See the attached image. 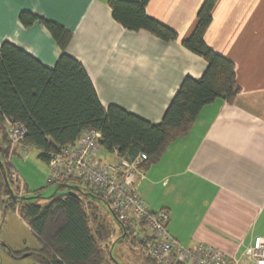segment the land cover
<instances>
[{
    "label": "crops",
    "instance_id": "0c3cea01",
    "mask_svg": "<svg viewBox=\"0 0 264 264\" xmlns=\"http://www.w3.org/2000/svg\"><path fill=\"white\" fill-rule=\"evenodd\" d=\"M204 1L150 0L147 15L177 34L164 41L125 29L114 19L110 0H6L0 7V44L10 42L48 68L66 53L83 65L105 107L159 124L183 81L206 72V60L184 46ZM216 1L205 41L235 64L241 92L233 103L220 98L205 106L191 130L144 171L138 190L152 212L169 213L168 231L182 245L204 244L231 264L233 257L252 264L243 253L264 238V0ZM22 12L66 29L65 48L40 23L24 26ZM16 154L22 155L20 148ZM104 159L119 160L106 150ZM135 230L123 243L148 237L141 224ZM121 233L119 227L115 240Z\"/></svg>",
    "mask_w": 264,
    "mask_h": 264
},
{
    "label": "trees",
    "instance_id": "16d2710c",
    "mask_svg": "<svg viewBox=\"0 0 264 264\" xmlns=\"http://www.w3.org/2000/svg\"><path fill=\"white\" fill-rule=\"evenodd\" d=\"M149 1L110 0L109 5L114 19L125 29L146 31L164 41L176 40L173 30L147 15ZM216 2L204 1L197 26L184 42L188 50L206 60V72L198 80L188 77L183 81L159 124L115 105L105 107L83 65L66 53L48 68L16 45L0 44V156L15 195L13 170L6 163L11 145L8 121L26 127L23 146L38 150V157L47 164L57 148L74 144L86 132H100V149L129 162L143 154L146 160L140 169L146 171L174 140L191 130L205 106L220 98L233 103L241 92L235 64L205 41ZM19 20L26 27L34 23L45 26L63 49L69 41L70 33L53 21L29 12H22ZM61 184L78 186L83 192L74 197L61 188L63 193L49 198L18 201L10 197L0 170V195L4 197L0 205L17 212L42 244L41 250L30 255L38 264H120L113 247L132 234L115 216L122 233L112 241L114 229H96L88 213V203L96 200L113 214L104 199L88 186L83 189L80 182L57 183Z\"/></svg>",
    "mask_w": 264,
    "mask_h": 264
},
{
    "label": "built area",
    "instance_id": "2783aa9c",
    "mask_svg": "<svg viewBox=\"0 0 264 264\" xmlns=\"http://www.w3.org/2000/svg\"><path fill=\"white\" fill-rule=\"evenodd\" d=\"M7 126L11 145L6 161L11 166L18 148L25 156L30 148L23 146L27 136L23 124L8 121ZM101 138L100 132H86L74 144L57 148L48 163V182L84 183L104 199L133 236L136 225L141 224L148 237L136 236L135 244L153 264H231L227 255L214 247L204 244L184 246L173 238L168 231L169 213L166 210L152 212L138 190L144 173L140 165L146 156L142 154L134 162L101 159L98 157ZM13 177L19 183L18 195L23 196L24 185L20 177L16 173ZM243 258L247 263L264 264V238H257L254 245L244 251ZM232 263L241 262L233 257Z\"/></svg>",
    "mask_w": 264,
    "mask_h": 264
},
{
    "label": "rangeland",
    "instance_id": "374dc122",
    "mask_svg": "<svg viewBox=\"0 0 264 264\" xmlns=\"http://www.w3.org/2000/svg\"><path fill=\"white\" fill-rule=\"evenodd\" d=\"M38 154V150L30 148L26 156L15 154L12 159L11 164L14 165L22 178L21 182L23 181L24 183L25 196L49 198L56 192L63 193L64 190L58 188L59 185L49 184L48 164L42 161ZM100 156L104 159V149H101ZM107 158L109 157L107 156ZM11 178L15 191L18 193L19 183H16L13 173ZM81 186L85 189L86 185L82 183ZM1 201H4V197L0 195ZM94 202L88 203V213L91 216L93 226L96 229L98 227H104V229L112 227L114 229V232H112L113 240H115L117 236L115 231H119L115 219L107 214L106 206L103 203L96 200ZM41 249V242L32 232L29 225L17 215V212L0 205V264H38L35 256L30 255V253ZM137 251H139L138 255H136ZM140 251V247L131 240L127 244H119L118 248L114 249L113 255L120 264H152L150 260L142 256Z\"/></svg>",
    "mask_w": 264,
    "mask_h": 264
},
{
    "label": "water",
    "instance_id": "95a60500",
    "mask_svg": "<svg viewBox=\"0 0 264 264\" xmlns=\"http://www.w3.org/2000/svg\"><path fill=\"white\" fill-rule=\"evenodd\" d=\"M0 170H1V173H2L3 178L5 180L6 187L8 188L10 197L16 198V200H18V201L25 200V199H32V198L35 197V196L34 197H26V196H19V195L16 196L15 195L14 191L12 190V188L10 186V183H9V180H8V177H7L6 166H5V164H4L1 156H0ZM58 188H60V189L61 188L67 189L68 190V194L71 195V196H74V197H78L77 193L81 191V189L78 186H74L72 184H61V185H59ZM81 192H83V191H81ZM54 195H52V196H54Z\"/></svg>",
    "mask_w": 264,
    "mask_h": 264
},
{
    "label": "snow or ice",
    "instance_id": "6c2138e0",
    "mask_svg": "<svg viewBox=\"0 0 264 264\" xmlns=\"http://www.w3.org/2000/svg\"><path fill=\"white\" fill-rule=\"evenodd\" d=\"M6 0H0V7H3ZM8 2H14V0H8Z\"/></svg>",
    "mask_w": 264,
    "mask_h": 264
}]
</instances>
